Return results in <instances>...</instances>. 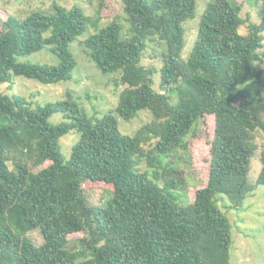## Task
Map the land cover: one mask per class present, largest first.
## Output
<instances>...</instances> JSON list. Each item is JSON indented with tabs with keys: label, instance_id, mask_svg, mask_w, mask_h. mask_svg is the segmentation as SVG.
<instances>
[{
	"label": "trees",
	"instance_id": "obj_1",
	"mask_svg": "<svg viewBox=\"0 0 264 264\" xmlns=\"http://www.w3.org/2000/svg\"><path fill=\"white\" fill-rule=\"evenodd\" d=\"M119 1L129 24L125 39L118 20L98 28L82 8L56 3L51 14L2 23L0 84L13 76L44 85L71 80L77 61L69 46L89 23L94 33L83 41L87 56L102 73L122 74L116 88L128 85L115 109L100 118L87 117L71 91L34 106L0 93V264H230L231 225L217 202L226 198L238 210L264 185V141L256 142L258 132L264 136V0H255L259 23H249L246 34L240 33L241 3L206 2L186 59L182 24L194 17L197 0ZM153 37L162 46L159 69L139 64ZM44 48L56 56V66L17 62ZM152 107L169 114L154 149L142 155L115 114L130 120ZM53 115L62 120L52 124ZM206 116L215 123L208 169L189 201L187 180L173 188L162 174L166 165L175 174L190 167L189 139ZM70 133L79 138L65 160L60 140ZM258 149L261 170L251 183ZM87 183L108 187L111 198L90 205ZM35 230L42 244L28 236ZM79 232L87 236L84 249L72 250L68 237Z\"/></svg>",
	"mask_w": 264,
	"mask_h": 264
},
{
	"label": "rangeland",
	"instance_id": "obj_2",
	"mask_svg": "<svg viewBox=\"0 0 264 264\" xmlns=\"http://www.w3.org/2000/svg\"><path fill=\"white\" fill-rule=\"evenodd\" d=\"M208 1L210 0H197L194 17L182 24L185 31V44L182 51L184 59L191 53L197 35L199 19L204 10V5ZM236 2L241 3L240 17L245 21L240 33L246 34L249 23H259L258 9L255 0H236ZM53 3L64 9H70L73 6L82 8L89 19L98 21V28L105 27L112 20H118L122 27L121 38L125 39L130 36L129 24L119 0H0V30L2 23L10 16L22 19L32 12L53 13ZM92 33H94V28L88 23L86 32L69 46L70 52L77 61L71 80L44 85L36 80L13 76L10 82L0 84V93L9 98L15 95L21 96L34 106L65 98L67 91H71L74 99L89 118H100L113 111L118 102L119 90H123L128 84L120 83L119 87L116 88L115 81L122 79V74L102 73L87 56L83 41ZM262 35L263 47L260 53L264 52V33ZM145 42L146 48L141 54L140 66L159 69L161 66L159 56L162 46L157 43L156 37L146 39ZM17 62L56 66L58 59L50 52L49 48H44L31 55L18 57ZM257 65L261 66L259 63ZM153 79L154 89L159 90V71L154 74ZM168 114L167 109L161 107V110H158V107H152L139 111L130 120H124L117 114L115 116L119 130L123 134L131 135L139 152L142 155H147L154 149L158 133ZM61 120V115H53L49 121L56 124ZM214 124V117L206 116L204 120L199 122L198 135L189 139L192 161L188 169L175 174L166 165L162 174L163 182L172 185L173 188L181 187V185L184 187V179H186L191 187L189 201L193 198L194 190L202 185L206 178L209 145L214 134ZM78 138L79 135L73 133L61 138V154L65 160H69L71 148ZM263 141V134L258 132L257 144L260 146ZM259 155L260 149L256 151L250 162L248 177L251 183L256 181L261 170ZM183 159L186 160L187 157L183 155ZM178 163L183 165L184 161L181 159ZM10 167H12L11 163ZM140 168L142 171L147 169L145 163H142ZM188 176L190 177L187 178ZM84 187L87 203L90 205H102L111 198L108 187L95 186L91 183H87ZM252 194L244 200L242 207L238 210L231 209L226 198L217 202L218 207L226 215L231 225L230 264H264V185L258 186ZM28 236L35 245L42 244L43 240L38 230L29 232ZM85 237H87L85 232L70 235L68 247L72 250L81 251L84 249L81 239Z\"/></svg>",
	"mask_w": 264,
	"mask_h": 264
}]
</instances>
